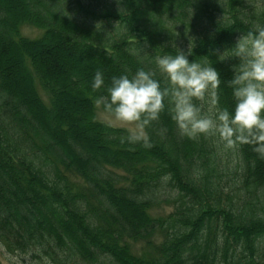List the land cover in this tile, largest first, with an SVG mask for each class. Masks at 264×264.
<instances>
[{"label": "trees", "instance_id": "16d2710c", "mask_svg": "<svg viewBox=\"0 0 264 264\" xmlns=\"http://www.w3.org/2000/svg\"><path fill=\"white\" fill-rule=\"evenodd\" d=\"M254 24L264 0H0V245L44 264H264L252 145L181 136L167 101L149 147L97 119L113 76L166 86L155 58L177 51L217 70L231 111L230 48Z\"/></svg>", "mask_w": 264, "mask_h": 264}, {"label": "clouds", "instance_id": "9594fccd", "mask_svg": "<svg viewBox=\"0 0 264 264\" xmlns=\"http://www.w3.org/2000/svg\"><path fill=\"white\" fill-rule=\"evenodd\" d=\"M230 56L239 61L233 66L230 80L234 100L231 111L219 105L221 80L217 70L211 64L190 62L180 51L155 58L158 71L167 80L166 86L162 87L154 73L138 69L131 76H113L107 96L99 97L97 104H103L115 120L134 124L129 130V142L143 141L145 147L150 146L145 128L158 119L167 101L181 136L196 139L211 135L226 148L249 144L264 158V24H254L239 35L230 48ZM104 83L102 72L97 70L91 88L95 91ZM31 255L9 259L12 264H28Z\"/></svg>", "mask_w": 264, "mask_h": 264}, {"label": "rangeland", "instance_id": "374dc122", "mask_svg": "<svg viewBox=\"0 0 264 264\" xmlns=\"http://www.w3.org/2000/svg\"><path fill=\"white\" fill-rule=\"evenodd\" d=\"M42 33H43V30L36 28L34 26L24 25L22 27V34L24 36H27L30 38H37V37L41 36ZM38 89H39L40 93L42 94L43 98L45 100H47L45 92L43 91V89L39 85H38ZM97 119L102 121V122H105L109 125L124 128L128 131L130 129L134 128V124H126V123H122L120 121L115 120L113 115L109 111H106L101 107V104L97 105ZM145 134H146V132H145ZM233 158H235V157H233ZM173 209H174L173 206L161 207L159 209H156L154 211V213L155 214H161V213L167 214V213L171 212ZM143 244H144L143 242L138 243L136 245V249H141ZM24 255H27V254L10 253L3 246L0 245V264H12V262L9 259L10 256L20 257V256H24ZM28 264H44V262L36 259L35 257H33V255H31V258L28 261Z\"/></svg>", "mask_w": 264, "mask_h": 264}]
</instances>
